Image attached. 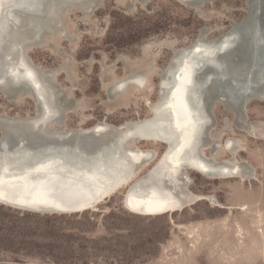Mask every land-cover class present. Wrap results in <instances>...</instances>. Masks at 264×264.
Returning a JSON list of instances; mask_svg holds the SVG:
<instances>
[{"label": "rangeland", "instance_id": "374dc122", "mask_svg": "<svg viewBox=\"0 0 264 264\" xmlns=\"http://www.w3.org/2000/svg\"><path fill=\"white\" fill-rule=\"evenodd\" d=\"M261 8L258 16L264 19V0ZM246 12L247 0H211L199 8L178 0H103L90 16L68 10L63 23L68 38L34 48L29 57L55 71V82L79 104L66 116L67 128L98 122L118 126L150 116L172 50L188 47L201 30L206 40L217 38ZM137 69L145 72V90L131 87L125 95L108 96L111 84ZM254 70L249 67L250 75ZM228 83L236 88L232 99L244 94L233 79ZM213 103L217 125L209 137L221 144L238 140L245 148L238 159L255 173L241 182L189 172L190 191L212 196L223 207L201 200L182 211L140 216L125 208L123 190L94 209L70 215L0 205V264H264V102L251 100L247 106L255 136L239 131L222 104ZM35 113L29 97L9 102L0 92V114ZM139 147L164 150V145ZM226 157L224 152L219 158Z\"/></svg>", "mask_w": 264, "mask_h": 264}, {"label": "bare ground", "instance_id": "6f19581e", "mask_svg": "<svg viewBox=\"0 0 264 264\" xmlns=\"http://www.w3.org/2000/svg\"><path fill=\"white\" fill-rule=\"evenodd\" d=\"M91 1L0 0V92L9 102L29 97L37 107L38 102L48 109L46 102L28 87L49 83L52 70L37 66L29 51L56 38H68L67 28L61 23L62 10L70 7L68 10L81 12ZM204 2L195 0L191 5L199 8ZM261 2L247 0V19L242 24H231L240 34V42L220 59L211 56L218 46L216 39L225 37L224 33L211 40H195L192 47L172 50L160 75L158 100L149 107L150 116L124 122L118 125L120 131L106 122L67 128L66 116L79 104L61 93L56 102L60 115L49 127L39 125L43 122L37 113L0 114V145L7 146L0 148V205L32 214L70 215L94 209L123 190L125 208L140 216L182 211L201 200L223 207L212 196L190 191L189 172L208 179L237 178L241 182L255 177L253 168L238 159L245 150L238 140L227 138L221 144L209 134L217 125L213 100L233 116L232 124L239 131L256 134L247 106L251 100L264 102V83L260 84L264 65L256 67L254 63L256 58L264 62V36H252V11ZM262 31L264 34V25ZM203 34L206 32L201 31ZM250 42L255 44V52ZM221 62L226 70L220 69ZM202 67L205 71L193 77ZM249 67H255L252 75ZM168 74L173 80L164 92L160 86L167 85ZM229 79L244 93L235 100V87L229 86ZM147 85L145 72L138 70L108 85L106 93L125 95L133 87L145 90ZM49 90L57 92V85L50 84ZM42 111L47 116L45 109ZM95 130L103 133L88 135ZM140 143L166 148L158 154L153 148L139 147ZM224 152L228 157L220 159Z\"/></svg>", "mask_w": 264, "mask_h": 264}, {"label": "water", "instance_id": "95a60500", "mask_svg": "<svg viewBox=\"0 0 264 264\" xmlns=\"http://www.w3.org/2000/svg\"><path fill=\"white\" fill-rule=\"evenodd\" d=\"M103 0H93L91 1L84 9L83 11H81L85 16H90L98 7L99 5L102 3ZM180 1L181 3L185 4V5H188V6H192L191 5V2H194L195 0H178ZM203 1H211V0H203ZM144 3V1H143ZM249 4V2H248ZM132 5L130 4L129 5V8H131ZM70 7H66L62 10L61 14H60V17H61V23H64V15L65 13L68 11ZM250 9V6L246 12V15L241 19L239 20L238 22H235L237 24H242L246 19H247V15L249 14V10ZM262 11V8L261 6H258V7H255L252 11V16L254 18V27H253V33H252V36L255 38V39H258L262 36H264L263 34V31H262V27L264 25V19L263 18H260L258 15H259V12ZM199 13L201 14V12L199 11ZM59 24V23H58ZM234 27L231 26L224 34H225V37H223L222 39L220 38H217L216 40L218 41L217 42V48L214 52V54L211 56L213 57V59H220V57L224 56L226 53H228L229 51L233 50L237 45L238 43L240 42V34L238 32H236V30H233ZM202 31V30H201ZM201 31L199 32V35L197 37L196 40L198 39H205L204 38V34L201 35ZM201 36V37H200ZM221 40V41H220ZM196 41L192 42L191 44H189L188 47H192V45L195 43ZM250 49L252 50V52H255V44H253V42H250ZM254 54V53H253ZM257 60L254 61V63H256V67H261L262 65H264V62L262 60H259L258 58H256ZM214 66V64H213ZM255 66V65H254ZM220 69L221 70H226V65L224 64V62H221L220 64ZM205 71V67H202L200 68L199 70H197V72H194V74H192V76L194 77V75L196 74H200L201 72ZM55 71H52L51 74H49V77H50V80L48 79L49 83L50 84H55L57 85V89L58 91L55 93L54 91L52 93H50L49 91V83H46V82H42L41 84H38V85H29L28 88H30V90L35 94V95H38L39 99L41 102H43V100L46 102L47 106H48V109L45 108L44 105H40L38 104L37 102V105H39V107L36 106V113L37 115L39 114L40 118H41V122L42 124H39V125H42V126H45L47 127L48 125H51V123L54 122V120L59 117L60 115V111L57 109V106H56V102H57V97H59V94L61 93L64 97H67V93H65L59 86L58 84L55 82ZM228 77V76H227ZM237 79V78H236ZM173 78L170 74H168V78H167V82L165 86H160L164 92H167V87L171 85V82H172ZM261 80H264V77L261 79ZM208 84V82H207ZM191 86V85H190ZM205 87V86H203ZM38 93L42 94V96H40ZM233 94V93H232ZM73 102H75L73 100ZM44 104V103H43ZM43 108V109H42ZM47 112V116L44 113V110ZM124 126V125H123ZM34 127H37L36 125ZM49 127V126H48ZM116 129H118L120 131L121 127H115ZM201 132V130L199 131ZM102 130H100V132H97V130L95 131H91L89 132L88 135H91V136H98L100 134H102ZM138 136H140V134H137ZM142 137V136H140ZM0 138H1V132H0ZM126 140H129V137L126 138ZM165 147V146H164ZM0 148L2 149H6L7 146L4 145V144H1L0 145ZM166 148V147H165ZM47 211V210H45Z\"/></svg>", "mask_w": 264, "mask_h": 264}, {"label": "snow or ice", "instance_id": "6c2138e0", "mask_svg": "<svg viewBox=\"0 0 264 264\" xmlns=\"http://www.w3.org/2000/svg\"><path fill=\"white\" fill-rule=\"evenodd\" d=\"M198 51H199V49H198ZM0 184H2V181H0ZM3 196V192H2V190H0V197H2Z\"/></svg>", "mask_w": 264, "mask_h": 264}]
</instances>
